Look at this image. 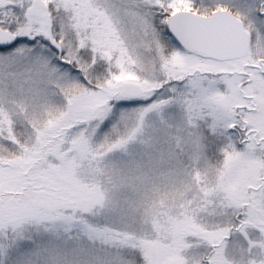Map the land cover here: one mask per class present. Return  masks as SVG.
<instances>
[{
    "label": "snow or ice",
    "instance_id": "obj_1",
    "mask_svg": "<svg viewBox=\"0 0 264 264\" xmlns=\"http://www.w3.org/2000/svg\"><path fill=\"white\" fill-rule=\"evenodd\" d=\"M0 264H264V0H0Z\"/></svg>",
    "mask_w": 264,
    "mask_h": 264
}]
</instances>
